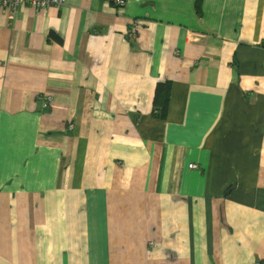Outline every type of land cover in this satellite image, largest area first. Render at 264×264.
I'll use <instances>...</instances> for the list:
<instances>
[{"label":"crops","instance_id":"obj_1","mask_svg":"<svg viewBox=\"0 0 264 264\" xmlns=\"http://www.w3.org/2000/svg\"><path fill=\"white\" fill-rule=\"evenodd\" d=\"M0 264H264V0L0 5Z\"/></svg>","mask_w":264,"mask_h":264},{"label":"built area","instance_id":"obj_2","mask_svg":"<svg viewBox=\"0 0 264 264\" xmlns=\"http://www.w3.org/2000/svg\"><path fill=\"white\" fill-rule=\"evenodd\" d=\"M65 0H0V5L2 7H10L12 9H16L22 4L25 5H31L34 6L37 11H40L42 9H45L51 5H56V6H62L64 5ZM118 5L123 6L125 5V0H117ZM191 168L197 167L195 164H190Z\"/></svg>","mask_w":264,"mask_h":264},{"label":"trees","instance_id":"obj_3","mask_svg":"<svg viewBox=\"0 0 264 264\" xmlns=\"http://www.w3.org/2000/svg\"><path fill=\"white\" fill-rule=\"evenodd\" d=\"M169 91H170V84L169 83H166L165 86H161L159 88V91H158V98H159V94L161 92L160 97H161V99L163 101V105L162 106H164V108H166L167 105H168L169 96H170V92Z\"/></svg>","mask_w":264,"mask_h":264},{"label":"bare ground","instance_id":"obj_4","mask_svg":"<svg viewBox=\"0 0 264 264\" xmlns=\"http://www.w3.org/2000/svg\"><path fill=\"white\" fill-rule=\"evenodd\" d=\"M125 2H126V0H125ZM118 4V3H117ZM126 4V3H125ZM118 6H120V5H118ZM124 6V5H123ZM50 98L51 99H53V96H50ZM161 110V116L163 117V118H165L166 117V115H167V112H168V105H167V107L166 108H164V106H161V108H160ZM192 164V163H191ZM193 164H195V163H193ZM196 166H197V164H195Z\"/></svg>","mask_w":264,"mask_h":264},{"label":"rangeland","instance_id":"obj_5","mask_svg":"<svg viewBox=\"0 0 264 264\" xmlns=\"http://www.w3.org/2000/svg\"><path fill=\"white\" fill-rule=\"evenodd\" d=\"M67 0H65L64 4L66 3Z\"/></svg>","mask_w":264,"mask_h":264}]
</instances>
